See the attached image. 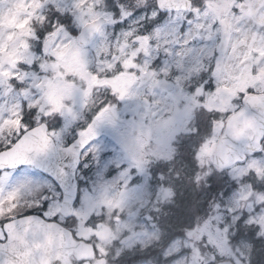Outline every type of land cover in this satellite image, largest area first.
<instances>
[{"label":"snow or ice","instance_id":"6c2138e0","mask_svg":"<svg viewBox=\"0 0 264 264\" xmlns=\"http://www.w3.org/2000/svg\"><path fill=\"white\" fill-rule=\"evenodd\" d=\"M23 2L28 32L22 51L18 47L6 58L10 45L0 52V264H23L21 257L40 244V230L56 227L74 235L82 197L90 192L80 189L76 175L82 162L89 170L95 165L97 175L112 177L127 169L129 184L136 183V170L122 154L120 128L150 103L151 97L141 102L136 95L149 82L179 83L196 97L201 113L246 124L240 137L249 149L245 159L264 160V81L235 90L223 112L205 105L207 96L229 87L218 67L228 58L233 40L242 46L251 43L257 67L264 61V0H231L219 16L212 8L217 0ZM53 73L73 85L79 79L78 92L94 107L89 112L77 105L71 111L67 105L54 109L48 100ZM249 73L255 75L256 69L250 66ZM124 75L132 78L130 85L115 90L110 82ZM72 95L75 99L77 92ZM71 126L73 137L65 143V130ZM104 134L112 136L113 149ZM235 139L227 137L228 144ZM22 165L32 172L14 180ZM34 209L39 215L31 214ZM95 219L90 214L84 226L92 227ZM21 232L28 247L9 252L14 234ZM98 251L93 249L92 255Z\"/></svg>","mask_w":264,"mask_h":264},{"label":"rangeland","instance_id":"374dc122","mask_svg":"<svg viewBox=\"0 0 264 264\" xmlns=\"http://www.w3.org/2000/svg\"><path fill=\"white\" fill-rule=\"evenodd\" d=\"M140 2L141 0L137 3L139 4ZM230 3L231 0H217L212 5V8L219 16L227 11ZM24 10L23 0H4L3 4L0 5V36L3 37V44H0V52H3L10 45L12 46L11 50L5 53L6 58L15 55L18 47L22 51L23 38L28 32L22 17ZM15 28L20 30L16 35ZM251 49V43L247 46H242L236 40H233L232 50L225 61L227 63L225 65L227 74L225 75L224 71L219 73L223 74L222 79L225 77L228 79V83H231L233 78L232 84H230L231 91L222 88L218 94L207 96L205 100L207 107L219 109L221 112L230 107V99L233 92L242 87V84L240 87L236 86L238 72L241 69L243 71L248 70L250 65L256 60L251 54ZM228 63L232 64V66ZM260 65L258 66V68L260 67V73L258 72L257 76L252 78H249L248 74L245 73L242 83L245 80H249V84L254 80L264 81V61ZM116 79H118L119 83L122 80L127 81V75ZM245 85H247L246 81ZM123 88L120 87V89L116 90L122 91ZM140 89L137 90L136 95L142 92ZM154 95V103L160 104L161 107H156L155 110L149 112L144 111L145 107L143 106L137 119L131 118L127 125L120 128V132L124 137L127 133H130L125 140H120V144L123 157L130 162L131 167L136 168L135 175L138 174L136 183L130 186L127 169L116 175L114 173L113 177L109 178L106 177L107 175H97L95 172L92 175L84 173L80 175L84 179L81 190L87 187L90 188V192L82 197L81 207L78 210L80 224L74 230H76L78 236L89 237V235H92L94 237L92 241L97 245L99 254L113 261L117 260L119 254L129 250L135 254V257L132 258L136 262L125 264H157L160 259L164 260L165 264H200V259L193 247L195 242L192 238L183 236L186 231L175 230L170 234H166L167 240L164 242L161 238L163 233L160 232L157 225L151 223L141 214L142 209L146 207L145 203L149 200V193L154 194V198L152 196L151 200L156 201V204H152L151 208H149V211H152L155 216L162 214L160 211L161 207L158 205L160 200L165 202L163 207L167 213L173 199V190L165 185L161 178L157 182V187L155 186V191L152 192L148 187L143 177L148 175L146 164L141 159L143 151H157V153L172 151V144L177 140L176 135L179 132H186L194 128L193 123L189 124V117H191V111L198 108L196 97L188 95L180 87L179 83L171 96L159 91L154 93ZM181 98L184 101L183 104L179 105V108L176 104L171 106L173 100ZM48 100L55 109L66 105V102H71L72 106L77 105L80 107L81 104L88 101V99L82 98V95L76 96L72 100L71 94L67 93L64 87L60 85L56 87L52 81L49 85ZM154 103L153 101L151 102L152 105ZM56 104L57 106H55ZM72 106L67 107L66 110L71 111L70 108ZM170 111L172 114L167 115L165 120L158 119V115ZM62 125L63 122L61 121ZM213 127L214 123L209 127L211 129L210 132ZM57 130L59 131V128ZM67 131L68 129L65 130V135ZM141 133L144 134L143 137L146 140L139 136ZM107 138L108 140H105V137L102 139L105 142H109V148H113L112 136L107 134ZM212 144V139L208 136L197 147L198 155L201 158L199 161L195 158V163L200 166L203 181H209L213 177L216 178L215 176H210L212 169L207 165L205 159L202 160V156L206 154ZM146 145L151 147L145 150ZM169 155H171L170 152ZM116 162H120L119 157ZM249 169L253 170L256 180L253 179L250 182L246 181L239 185L236 184L233 178L238 179ZM31 172V169L22 167L17 169L13 179L18 180L26 173ZM263 173L264 160L248 159L246 164L233 168L226 174L231 180L220 194L223 197L219 205L216 204V201L212 203V198L206 203L202 202L201 206L196 207L197 213L201 215L203 213L205 217H208V220L214 221L215 226L208 223V226L201 233H197V228L189 232L195 234H192V237L203 235L202 245L215 251L217 257L231 258L234 264H260L261 259L264 258V187H261V185H264L262 180ZM199 178L200 176H197V179ZM197 183L195 190L199 193L200 185ZM31 192L33 195V189H31ZM206 195V190L200 194L201 198H206ZM92 212L95 213V217H98V213L102 212L104 219L101 223H91L92 227H85L83 221ZM169 215L172 214L170 213ZM166 216L168 218V215ZM241 216H244L245 219L238 223ZM114 217L119 220L117 222L114 221ZM171 224H174V222ZM93 227L95 231L92 230ZM135 229H142L143 234L136 236ZM253 233L255 234L253 235ZM121 235L130 236L132 238L131 242L114 248L115 251L112 253V243L117 242ZM134 248H137L138 251L133 252ZM182 250H185V253L180 256L179 253ZM140 257L141 260H139ZM157 257L160 259H157Z\"/></svg>","mask_w":264,"mask_h":264},{"label":"water","instance_id":"95a60500","mask_svg":"<svg viewBox=\"0 0 264 264\" xmlns=\"http://www.w3.org/2000/svg\"><path fill=\"white\" fill-rule=\"evenodd\" d=\"M243 135H244V133H241L238 136H235V131H233V130L227 131L225 133V136H224L221 144L223 147H227L229 149V151H227L228 152L227 158L225 159V161L222 162V164H228L232 160H235L236 158H238L241 155V152L243 149H246L249 151L246 142L240 140V137H242ZM229 136L236 138L232 145L228 144L227 137H229ZM212 159H213V155L211 156V160ZM37 226H38V224H35L36 229H37ZM45 231H49L50 235L53 238L59 239V238L63 237L65 242H67V245H66L67 249H66V253H65L66 256L68 255V253L72 252L77 258H81V257L92 258L93 252H92V248L90 247V245H85V244H81L78 242H74L72 240L71 236L68 235L67 232L63 231L60 228L52 227L51 229L45 230ZM23 237H24V235H23ZM29 237H31V236H29ZM29 237L27 239H29ZM23 240L25 241V237H24V239L22 238V241ZM217 264H232V263L228 260H222V261H218Z\"/></svg>","mask_w":264,"mask_h":264},{"label":"bare ground","instance_id":"6f19581e","mask_svg":"<svg viewBox=\"0 0 264 264\" xmlns=\"http://www.w3.org/2000/svg\"><path fill=\"white\" fill-rule=\"evenodd\" d=\"M183 211H184V209L183 208H180L179 211L173 212V214H172L173 220L176 221V220L181 219L182 216H183Z\"/></svg>","mask_w":264,"mask_h":264},{"label":"trees","instance_id":"16d2710c","mask_svg":"<svg viewBox=\"0 0 264 264\" xmlns=\"http://www.w3.org/2000/svg\"><path fill=\"white\" fill-rule=\"evenodd\" d=\"M176 183H178V181H176ZM188 185H191L192 183L190 181L187 182ZM184 187V185H183ZM185 190V189H184ZM177 192H179L177 189H176ZM183 194H186V192L184 191Z\"/></svg>","mask_w":264,"mask_h":264},{"label":"flooded vegetation","instance_id":"af4514ba","mask_svg":"<svg viewBox=\"0 0 264 264\" xmlns=\"http://www.w3.org/2000/svg\"><path fill=\"white\" fill-rule=\"evenodd\" d=\"M121 86H124V85L121 84ZM133 239H134V238H133Z\"/></svg>","mask_w":264,"mask_h":264}]
</instances>
